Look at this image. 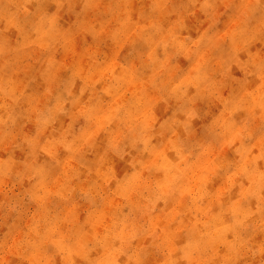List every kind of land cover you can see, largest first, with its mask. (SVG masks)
Returning a JSON list of instances; mask_svg holds the SVG:
<instances>
[{"label":"rangeland","instance_id":"obj_1","mask_svg":"<svg viewBox=\"0 0 264 264\" xmlns=\"http://www.w3.org/2000/svg\"><path fill=\"white\" fill-rule=\"evenodd\" d=\"M91 239L264 264V0H0V264H94Z\"/></svg>","mask_w":264,"mask_h":264},{"label":"bare ground","instance_id":"obj_2","mask_svg":"<svg viewBox=\"0 0 264 264\" xmlns=\"http://www.w3.org/2000/svg\"><path fill=\"white\" fill-rule=\"evenodd\" d=\"M27 2L31 3L32 0H26ZM194 74L191 75L190 79H186L183 84L182 82L180 83L181 85L178 87H193L195 83H198L196 81H200L204 78V76H206L205 72L202 71H198L195 70L193 71ZM79 87V86H77ZM81 87V86H80ZM68 88H72L70 86H68ZM67 93L71 94V90L68 91ZM96 97L93 98V102L95 101ZM63 107V106H62ZM104 120L106 121H113L114 120V116H112L111 114H105L103 117ZM164 155L163 158L161 159V161L159 162V164L156 166L155 173L158 176V178L161 179H166L169 177H177V169H176V165H175V153H174V148L169 149L166 153L162 154ZM142 173V167H138L135 171H134V175L133 178H138ZM180 181V180H179ZM175 197V196H174ZM172 197V198H174ZM236 213H243L245 208L242 205H236L234 207ZM214 217H218V214L216 213V215ZM212 222H215V219L212 218L211 219ZM203 231L200 230H192L190 231L189 234L186 235L185 237V241L187 244L189 243H193L195 241L198 240V238L202 235ZM117 240L118 237L116 234L111 235V236H104L102 238V245L103 246H112L114 244H117ZM98 250V245L96 241L91 240H87L85 242L84 248L81 250L82 255L87 258V259H93L94 260V264H126V259L127 257L125 255H113L111 253H109L106 258L104 259V261H102L101 257H99V254L97 253ZM61 251L64 255L68 256L71 258V262H73V258L74 256H72V251L71 248L69 247V245H63L61 248ZM101 260H100V259Z\"/></svg>","mask_w":264,"mask_h":264}]
</instances>
